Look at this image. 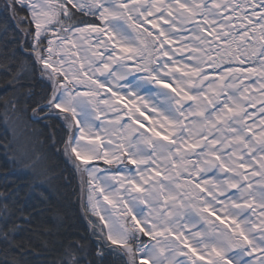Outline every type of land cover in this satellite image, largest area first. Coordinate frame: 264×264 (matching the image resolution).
<instances>
[{
    "label": "snow or ice",
    "instance_id": "snow-or-ice-1",
    "mask_svg": "<svg viewBox=\"0 0 264 264\" xmlns=\"http://www.w3.org/2000/svg\"><path fill=\"white\" fill-rule=\"evenodd\" d=\"M0 93L32 176L0 184V264L40 255L28 192L78 175L83 200L85 174L95 259L82 237L53 264H264V0H0Z\"/></svg>",
    "mask_w": 264,
    "mask_h": 264
},
{
    "label": "trees",
    "instance_id": "trees-1",
    "mask_svg": "<svg viewBox=\"0 0 264 264\" xmlns=\"http://www.w3.org/2000/svg\"><path fill=\"white\" fill-rule=\"evenodd\" d=\"M24 27H27V23ZM0 108H2V105H0ZM30 111L29 109V114ZM52 123L56 126L60 125L56 121H52ZM37 127L47 134L48 129L45 128L44 122H40ZM26 134L28 137H32L31 125L28 126ZM60 135L59 127H57L58 138ZM9 138L10 134L5 124L0 120V184L7 178L9 181H15L26 188L32 182V176L21 166L14 165L8 159L2 145ZM40 139L44 140V143L36 144L37 151L48 152L52 171L60 174L61 170L65 168L62 152L63 143L53 145L51 137L47 135L41 136ZM57 149H60L59 154H56ZM5 169L9 172L7 177L4 175ZM67 175V172L63 173V176L66 177ZM41 194H43V198ZM22 203L28 211L33 209L43 210L34 214V220L30 227L25 225L23 220L19 221L24 227L18 232L17 240L24 241L26 245H32L40 253L39 256L35 254L28 255L27 259L30 264H53L59 259V251L63 245L73 240L80 241L82 237L84 242L90 246L91 253V255L85 257V260L95 259L97 237L92 235L91 227L81 206V189L78 175L72 177L71 183H68L65 179H60L55 181L54 186L51 188L42 184L36 190L28 192ZM47 229L51 230V234L46 232Z\"/></svg>",
    "mask_w": 264,
    "mask_h": 264
},
{
    "label": "bare ground",
    "instance_id": "bare-ground-1",
    "mask_svg": "<svg viewBox=\"0 0 264 264\" xmlns=\"http://www.w3.org/2000/svg\"><path fill=\"white\" fill-rule=\"evenodd\" d=\"M148 27H150V26H148ZM187 35H188V33L187 32H183V33H181V36L182 37H187ZM176 39H178V38H174V40H176ZM176 47H179V44L177 43L176 45H175ZM177 56H179V53H177ZM179 66V65H178ZM249 82H251L252 84H253V88H255L256 87V85H255V78L253 77V78H251V81H245V83H249ZM257 95H259V93H257ZM256 123H259V118H258V116H257V118H256ZM97 127H99V122H97ZM78 134V133H77ZM106 142V141H105ZM83 143H87V141H84ZM100 167H107L106 165H103L102 163H100V165H99ZM102 175V174H101ZM208 175L209 176H212L213 178H215V177H217V176H219L220 175V173H219V170L217 169V170H215V171H210L209 173H208ZM85 176H86V179H87V175L85 174ZM206 178V177H205ZM220 178L222 179L223 177L222 176H220ZM212 219L213 220H215V217H212ZM216 223L217 224H219L220 222L219 221H216ZM222 227H223V225H221ZM147 238H145V240H146ZM245 259H248L247 257H245Z\"/></svg>",
    "mask_w": 264,
    "mask_h": 264
},
{
    "label": "rangeland",
    "instance_id": "rangeland-1",
    "mask_svg": "<svg viewBox=\"0 0 264 264\" xmlns=\"http://www.w3.org/2000/svg\"><path fill=\"white\" fill-rule=\"evenodd\" d=\"M85 19H87V20H90L91 18H85ZM46 44H47V42L45 41V46H46ZM56 123H58V124H61V121H56ZM5 127H6V129H7V126L5 125ZM28 129V128H27ZM27 129H25V127L23 126V125H21V127H20V129H19V133L20 134H22L24 137H28V135L26 134V130ZM8 130V129H7ZM66 138V137H65ZM78 178H79V176H78ZM79 181H80V178H79ZM80 189H81V183H80ZM84 192H83V200H82V203H84V204H86V201H87V195H88V193H87V179H86V176H84ZM81 195H82V193H81ZM81 206H82V204H81ZM89 214V216L91 217V219L93 220V221H96L97 220V218L96 217H94V216H91V213H88ZM91 227V226H90ZM98 231V230H97Z\"/></svg>",
    "mask_w": 264,
    "mask_h": 264
}]
</instances>
